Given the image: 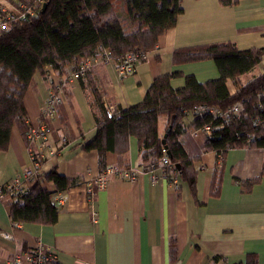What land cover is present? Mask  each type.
<instances>
[{"label": "crops", "instance_id": "1", "mask_svg": "<svg viewBox=\"0 0 264 264\" xmlns=\"http://www.w3.org/2000/svg\"><path fill=\"white\" fill-rule=\"evenodd\" d=\"M182 8L176 27L161 36L158 47L146 53L134 74L119 78L114 66L99 65L83 81L68 85L58 115L45 121L55 153L42 161V169L44 174L55 169L79 184L57 194L54 182H42L59 206L53 225L16 224L7 200L1 203L3 259L23 254L41 241L54 249L58 264H249L252 260L264 264L263 148L232 149L219 160L215 152L203 150L204 136L183 135L181 140L191 155L200 150L196 195L182 177L176 192L166 179L154 184L147 174L136 181L111 177L104 190L89 195L91 182L105 168H142L135 137H130L128 152L122 157L116 152L106 154L105 168L96 150L84 148L97 136L95 91L126 110L143 101L157 77L181 73L182 77L171 81L175 90L185 87L186 76H194L202 84L220 78L213 60L174 64L176 50L218 43H232L241 51L264 49V0H183ZM80 62L83 60L76 63ZM47 69L48 79L37 72L24 98L31 128L42 117L52 92L54 72ZM73 70L71 66L68 73L55 74V78L65 79ZM263 72L264 57L241 78L242 83ZM226 86L230 95L237 93L232 80ZM191 122L192 117H187L183 125L188 127ZM167 124L168 118L161 116L160 136L165 135ZM38 152V145L29 144L15 126L8 149L0 151V182L13 180L31 166L32 154ZM218 165H223L222 175L214 190ZM58 197L64 198L63 205Z\"/></svg>", "mask_w": 264, "mask_h": 264}, {"label": "trees", "instance_id": "2", "mask_svg": "<svg viewBox=\"0 0 264 264\" xmlns=\"http://www.w3.org/2000/svg\"><path fill=\"white\" fill-rule=\"evenodd\" d=\"M182 1L45 0L48 3L45 12L39 7L34 17L0 34V151L8 149L15 126L27 140L30 127L24 98L37 72L48 79L47 68L64 76L78 59L84 62L107 53L118 60L129 52L152 51L158 47L161 36L176 27L183 13ZM263 57L264 49L241 51L232 43L176 50L174 64L213 60L220 78L202 84L194 76H186L185 87L175 90L171 81L182 77L181 73L157 77L140 104L126 110L119 108L112 118L107 115L104 95L95 91L97 136L84 148L96 150L100 165L105 168L106 154L116 152L122 157L128 152L130 137H135L143 170L159 163L166 150L180 177L196 195L199 172L196 162L200 159V150L191 155L182 142L183 135L193 137L184 128V119L192 117L187 127L192 131L204 126L211 128V136H204L203 150L215 152L219 160H224L227 152L236 148L264 149V72L247 83L241 79ZM92 69L78 80L83 81ZM228 80L237 88L235 95H230L227 89ZM236 105L241 108L240 114L227 120L208 111H224ZM58 106L59 112L62 104ZM195 108L201 112L196 113ZM161 116L168 118L166 132L170 129L165 145L164 136L159 133ZM61 118L65 120L63 115ZM222 168L223 165H218L214 173V190L219 187ZM259 180L260 177L245 183L251 185ZM43 181L54 182L57 194H64L79 184L78 180L69 179L55 169L43 174L32 188L8 196L12 222L42 225L57 222L59 206L54 201L55 195L43 188ZM249 264L256 262L252 260Z\"/></svg>", "mask_w": 264, "mask_h": 264}, {"label": "built area", "instance_id": "3", "mask_svg": "<svg viewBox=\"0 0 264 264\" xmlns=\"http://www.w3.org/2000/svg\"><path fill=\"white\" fill-rule=\"evenodd\" d=\"M45 0H30L26 2H14L11 0H0V34L8 32L12 26L19 22H25L36 15L39 7H43ZM145 54L129 52L118 60H115L109 54H104L95 60H86L80 66H75L70 75L65 79H56L55 74H51L53 80V90L46 100L43 108L42 117L38 120L36 126L30 127L27 141L29 144H37L39 152L32 154V165L22 170L13 180L9 182H0V204L8 199L10 194L22 193L27 189L32 188L40 181L43 173L42 161L50 158L52 153H55L50 146L51 130L45 122L47 119H54L58 115V105L64 104L66 101V89L73 82V79L78 80L79 77L86 75L87 71L93 66L100 63L114 66L115 72L119 78H124L133 74L136 71L138 62L145 58ZM104 102L107 107V115L112 118L118 110L116 103L110 97H104ZM196 113H200L199 108H195ZM212 115L219 118L229 119L231 116H237L241 112L239 105L228 108L227 110H208ZM194 138L199 136L210 137L200 129H187ZM223 128V127H220ZM206 132H210L211 128L206 127ZM212 132V131H211ZM164 156L159 163L151 164L148 170L133 167H107L100 175L95 178L89 188V195L95 196L98 190L106 188L107 180L111 177H118L129 181H136L141 175L147 174L150 176L152 183L156 184L160 178L166 179L170 186L178 192L180 190V175L174 163L168 157L167 151L164 150ZM92 197H90L92 199ZM58 202L64 204L65 200L58 197ZM57 261L56 252L50 246L38 242L35 247L28 252L15 255L11 259H3L0 256V264H52Z\"/></svg>", "mask_w": 264, "mask_h": 264}, {"label": "rangeland", "instance_id": "4", "mask_svg": "<svg viewBox=\"0 0 264 264\" xmlns=\"http://www.w3.org/2000/svg\"><path fill=\"white\" fill-rule=\"evenodd\" d=\"M147 53H148V52H147ZM99 57H100V56H98V57H91V58H89V59H87V60H91V61H92V60H95L96 58H99ZM141 61H142V60H141ZM141 61H140V62H141ZM140 62H138V64H139ZM80 64H81V62H80ZM138 64H137V65H138ZM77 65H78V63L75 64V66H77ZM99 65H106V64L100 63V64H98V65L93 66L92 68H95L96 66H99ZM75 66L72 65V67H75ZM108 66H109V65H108ZM136 67H137V66H136ZM92 68H91V69H92ZM52 71L54 72L53 74H56V72H55L54 70H52ZM134 73H135V72H134ZM134 73H133V74H134ZM70 74H71V73H70ZM70 74H68V75H70ZM68 75H66V76H68ZM55 77H57V75H56ZM74 80H76V79H73V81H74ZM206 127H208V126H204V127L201 128L200 130L203 131L204 133H207V135L210 136V135H211V131H210L209 133L206 132V131H205V128H206Z\"/></svg>", "mask_w": 264, "mask_h": 264}, {"label": "water", "instance_id": "5", "mask_svg": "<svg viewBox=\"0 0 264 264\" xmlns=\"http://www.w3.org/2000/svg\"><path fill=\"white\" fill-rule=\"evenodd\" d=\"M47 8H48V3H45L43 5V7H42L43 12H45L47 10ZM169 132H170V129L167 130V132L165 133V135L163 137V140H162L163 145L166 144V139L168 137ZM167 154L170 156V153L169 152H167Z\"/></svg>", "mask_w": 264, "mask_h": 264}]
</instances>
